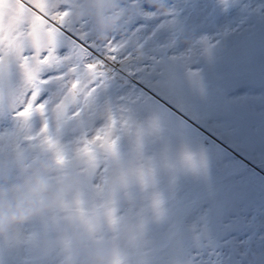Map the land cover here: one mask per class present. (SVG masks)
<instances>
[{
	"label": "rangeland",
	"instance_id": "1",
	"mask_svg": "<svg viewBox=\"0 0 264 264\" xmlns=\"http://www.w3.org/2000/svg\"><path fill=\"white\" fill-rule=\"evenodd\" d=\"M69 2L58 52L71 58L49 73L67 78L41 89L49 132L70 158L109 116L119 140L115 152L97 146L62 165L43 137L26 139L43 118L29 127L0 114V214L36 180L49 186L45 203L59 196L0 231L26 240L6 264H264V0ZM86 60L105 65L91 96ZM74 79L81 88L58 120L54 106ZM10 80L19 95L15 62ZM93 176L96 186L78 197Z\"/></svg>",
	"mask_w": 264,
	"mask_h": 264
},
{
	"label": "snow or ice",
	"instance_id": "2",
	"mask_svg": "<svg viewBox=\"0 0 264 264\" xmlns=\"http://www.w3.org/2000/svg\"><path fill=\"white\" fill-rule=\"evenodd\" d=\"M145 10L152 8L144 5ZM72 7L69 0H0V114L8 111L15 122L24 121L31 127V120L35 115L43 118V124L34 136L26 139L34 141L43 137L41 147L48 150H56L58 162L62 165H74L81 155L92 156L97 146L115 152L119 137L111 138L115 130L116 119L109 116L108 123L95 131L94 135L85 136L78 141L74 154L69 157L66 146L59 139L54 138L49 132V122L46 119L48 101L41 99V89L54 79H66V75L54 76L49 73L58 71L57 63L70 59L71 56L61 57L58 48L60 37L64 35L66 24L72 16ZM51 34V35H49ZM81 51L87 52L84 45H79ZM119 47L113 39L106 41L105 51L115 61ZM16 63L22 75V90L16 95L11 85V66ZM89 75V81L85 82V92L91 96L99 80L92 79L98 69L105 67L102 61L86 62L83 65ZM73 66L69 72L75 73ZM81 88V80L74 79L70 83L66 95L54 106L57 119L66 113L69 98L75 99L77 91ZM80 115V109L72 113V117ZM59 125L57 131L59 132ZM35 147V145H32ZM96 177H86L78 197H85L96 186ZM42 227L47 226L44 222ZM0 264H6L5 257L12 253L25 250L26 240L21 234L0 239ZM8 264H17L15 259Z\"/></svg>",
	"mask_w": 264,
	"mask_h": 264
},
{
	"label": "clouds",
	"instance_id": "3",
	"mask_svg": "<svg viewBox=\"0 0 264 264\" xmlns=\"http://www.w3.org/2000/svg\"><path fill=\"white\" fill-rule=\"evenodd\" d=\"M70 188V185L65 186V191ZM49 193V186L43 180H36L33 187L30 189L28 196L17 205L15 211L8 214H0V231L14 223H22L27 221L30 217L38 214L52 204H55L59 196H52L50 203H45L44 197ZM102 259V258H98Z\"/></svg>",
	"mask_w": 264,
	"mask_h": 264
}]
</instances>
